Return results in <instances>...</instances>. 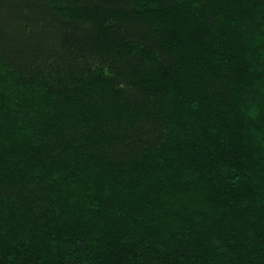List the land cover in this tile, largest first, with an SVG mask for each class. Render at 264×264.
I'll use <instances>...</instances> for the list:
<instances>
[{"label": "trees", "instance_id": "1", "mask_svg": "<svg viewBox=\"0 0 264 264\" xmlns=\"http://www.w3.org/2000/svg\"><path fill=\"white\" fill-rule=\"evenodd\" d=\"M0 264H264V0H0Z\"/></svg>", "mask_w": 264, "mask_h": 264}]
</instances>
